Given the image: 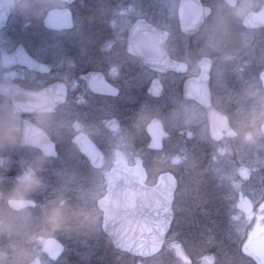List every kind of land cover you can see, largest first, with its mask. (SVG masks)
I'll return each mask as SVG.
<instances>
[{"label": "flooded vegetation", "instance_id": "obj_1", "mask_svg": "<svg viewBox=\"0 0 264 264\" xmlns=\"http://www.w3.org/2000/svg\"><path fill=\"white\" fill-rule=\"evenodd\" d=\"M181 1H178L176 17L171 20L173 27H166L144 15L131 21L128 26L124 23L117 24V17L132 13L127 0H124L123 6L120 0H30L32 7L28 10H20L16 0H0V109L12 108L18 111V122L24 128V142H18L0 152V155L10 158L9 170H0V190H10L15 183V176L36 157L45 154L38 145L44 141L38 128L43 130L56 148V155H48L47 161H54L57 166L46 162V171L42 174L47 175L54 168L56 173L52 175L62 177L58 173L62 170L66 174L65 179H61L62 183L54 180L53 187L61 188L65 193L63 198L70 204H89L97 209L95 228L83 236L103 239L106 246L101 247L98 243L96 248L85 250L94 261L90 264H122L127 261H130L129 264H243L241 255L250 257L254 264H259L245 248L252 236L264 227L248 237L251 223L245 225L243 235L237 229L212 233L209 231L210 226L206 228L208 230H204L205 226L202 227V224L220 219L230 222L235 218L234 209L229 210L234 202L235 210L244 218L252 216L259 207L264 208V192L261 194L260 190L261 186L264 190V140L259 145H246L234 134L236 129L242 136L243 129L240 125L245 118L252 112L264 109V0H235L234 4H230L228 0H200L211 11L199 29L192 32L182 29L178 15ZM163 3L164 0H156L154 8L157 16L163 10ZM146 4L152 5L151 2ZM118 7H122L123 11H118ZM252 14H259L256 22H247ZM140 19L168 32L163 48L171 58L188 65L186 72H156L145 65L143 57L129 50L130 29ZM217 26L222 27L220 33L224 49L227 52L237 51L238 64L242 69H248L244 71L245 78L253 81L252 93L250 92L253 99L245 100L243 97L248 89L242 87L240 78L229 74L226 63L230 61L223 62L221 67L216 57L210 55L202 58L209 57L212 61L209 83L212 105L227 117L226 121L219 115L210 116L205 106L195 99L183 96L184 81L187 78L198 79L201 74L189 73L190 64L196 57L195 37L201 35L200 37L205 38L203 32L208 33ZM212 55L216 56V53ZM166 74L178 77L169 104L164 106L169 110L167 112L173 113L177 102L193 105L189 111V122L186 115H180L177 111L178 124L183 127L185 120L189 125L193 156L197 159L201 156L203 165H208L212 163L211 157L216 150L220 149L222 159L231 158L236 163L240 186L244 189L250 183H255L256 186L253 195L250 192L243 193L235 201H229L228 186L219 183L215 176V170L217 173L219 170L207 167L198 169L194 166L189 172L191 184L186 185L187 190L182 194L179 192L182 185L179 175L165 171L172 172L178 182L172 225L163 247L157 253L149 256L136 255L114 246L112 237L103 229L104 212L99 208L98 201L108 193L105 174L119 161L116 160L115 152L117 149L123 150L120 138H124L125 134L134 138V146L136 145L135 151L130 154L126 151L120 159L127 160L129 165L132 164L130 160H135L137 156L143 160V155L137 150L148 149L152 137L147 128L155 118L162 124L165 135L161 148H153L151 143L150 146L156 150L163 149L164 142L170 135L163 117L153 116L144 122L145 117L138 114L147 113L149 102L158 108L161 106L159 103H165L168 87L162 76ZM89 75H93V84L109 89L110 93L89 89ZM155 79L164 85L165 91L160 97L149 93V87ZM223 79L227 82H223ZM53 84H57L55 90L61 94L66 89L65 100L52 111L50 121L41 123L33 110L36 104L21 106L20 101L26 102L24 91L36 95ZM168 95L169 92L167 98ZM112 121L117 123L116 127L111 126ZM85 140L100 154V164H94L91 156L85 152L82 144ZM106 157L108 162L105 163ZM80 160L85 161L89 167L80 168ZM162 173L154 176L145 168V174L140 180L146 185H153ZM198 177L203 183L195 189L196 185L192 181H196ZM41 189L30 194L35 202L33 213L41 207L42 200L35 193ZM79 189L85 194L80 195ZM55 199L49 198L50 201ZM242 199L249 200L252 207L250 213L238 206ZM181 200H186L183 201L186 207L183 211L178 206V201L181 204ZM180 221L193 222V225L183 226ZM5 238L10 237L0 235V240ZM48 238L59 240L57 233L47 235L46 239ZM42 251L46 257L41 256L40 259L45 258L47 264H74L63 262L64 245L57 258L50 257L43 247ZM180 251L186 258L179 255ZM80 255L83 252H79L77 260ZM33 262H37V257H34Z\"/></svg>", "mask_w": 264, "mask_h": 264}, {"label": "water", "instance_id": "obj_2", "mask_svg": "<svg viewBox=\"0 0 264 264\" xmlns=\"http://www.w3.org/2000/svg\"><path fill=\"white\" fill-rule=\"evenodd\" d=\"M234 3L235 0H231V4ZM210 11V8L203 6L200 0H182L178 11L182 29L185 32L198 30ZM258 15H250L247 22H256ZM167 37V31L140 19L130 29L128 48L143 57L145 65L156 72H186L188 65L171 58L168 51L163 48ZM201 67L202 73L198 79L187 78L184 81L183 96L186 99H195L205 106L210 116L219 115L226 121L227 117L212 105L209 85L211 59L205 57L201 62ZM94 73L100 74L99 72ZM94 73L91 74L94 75ZM93 75L88 76L89 89L100 93H110L109 89H103L104 87L101 85L93 84ZM56 88L57 84H53L37 92L36 95L24 91L26 102L21 100L20 104L21 106H30L39 103L54 111L65 100L66 92L65 89L61 94L55 90ZM164 91V85L158 79H155L149 87V93L156 97L162 96ZM116 125V122H111L112 127H116ZM147 129L152 137L151 146L156 149L161 148L165 132L160 121L156 118L153 119ZM38 131L44 137L43 143L38 144L39 147L48 155H56L54 143L43 130L38 128ZM82 144L85 152L91 156L93 163L100 164L101 156L92 144L87 140ZM144 174L145 167L140 156L136 157L134 165H129L127 160L115 163L105 174L108 194L99 199L98 205L104 211L103 229L112 237L114 246L132 254L149 256L157 253L164 245L166 234L174 217L173 202L178 182L173 173L165 172L161 174L156 184L146 185L140 180ZM238 206L246 213L252 211L248 199L240 200ZM43 249L50 257L57 258L63 250V245L55 238H48ZM245 251L253 255L259 264H264V230L251 238ZM179 255L186 258L182 251L179 252Z\"/></svg>", "mask_w": 264, "mask_h": 264}, {"label": "rangeland", "instance_id": "obj_3", "mask_svg": "<svg viewBox=\"0 0 264 264\" xmlns=\"http://www.w3.org/2000/svg\"><path fill=\"white\" fill-rule=\"evenodd\" d=\"M178 1L179 0H164V3H163L164 5L162 6L163 10L161 11L162 15L160 14L157 16L155 13V8H154L156 6V0H127V2L132 7V13L130 12L131 13L130 15L128 13H124V15H120V16L118 14L117 16H119V17H117V21H118L117 24L124 23L128 26L131 23V21H134L137 17H141L142 15H144L145 17L158 22L162 26L173 27L171 25V23H172L171 20L176 17ZM147 2H151L152 5L146 4ZM120 3L122 5L124 3V0H120ZM152 8L154 9L153 11H152ZM119 9H122L121 11H123L122 7H118V11H119ZM238 10H240V8H238ZM221 28H219L217 26V28H214L215 30L212 29V31H209L208 33L206 31H205V33L203 32V34L205 35V38L200 37L201 35H197L195 37V39H196V43H195V45H196V51H195L196 57H195L194 61L190 64L189 73H196L195 75H199L201 73L200 62L202 61V58L204 56H210L211 55L213 58L216 57L217 61L219 62L218 65H221V67L223 65V62L230 61V62L226 63V67H227V70H229V74H234L237 78H240V81L242 83L241 84L242 87L245 89H248V91H247L248 93L245 92V94H244L245 96L243 98H245V100H252L253 95L251 93H252V88H253V81L252 80L247 81V78H245V75H244V73H245L244 71H248V69L246 68L244 70L240 67V64H238L239 59H238L237 51L234 52V50H232L231 52H227L224 49V43L222 40L223 37L220 33ZM214 52L216 53V56L212 55ZM176 77L177 76L169 75V74L162 76V80L164 81V83H166V85L168 87V92L170 93V95H168V98L167 97L165 98V100H164L165 103H159L161 106H159V108H158L156 106H153V103L149 102L150 106H149L147 113L143 112V113L138 114L140 116L142 115L145 117L143 119L144 122L149 121L153 117L150 114H153L155 116L161 114V116L163 117V119L167 125V128L170 131V135L165 140V145L163 147V149H164L163 151H162V149L161 150L152 149L150 146L151 142H149V144H148V149L143 148L142 151L137 150L138 152H140L143 155L144 167L148 170V173L155 175V176H157L158 174L165 172V171L175 172V174L179 175V177L181 179L182 185L179 188V192L182 194L187 190L186 185L189 186L191 184L189 172H191L190 169H192L195 166L198 169L207 167V168H213V169L219 170L218 173H217V170H215V176H216L219 183H223L226 186H228V188H229V193H228L229 199L228 200L229 201H231V200L235 201L237 199V197L243 193H249L250 192L253 195L255 192L254 188H255L256 184L250 183L249 185H247L248 187H245V189H247V190H245L243 188V186L241 187L240 184L238 183V180H237L238 177H237V173H236L237 172L236 163H234L233 159H231V158H229V159L227 158V160L222 159L221 154H220V151H221L220 149L216 150L215 155L213 154L214 156L211 157L212 163L208 164V165H206V163H205V165H203L204 161H203L201 156H200V158L197 159L191 153L192 150H191V143H190L189 125H188V123L186 124L185 120H184L185 125H183V127L178 124L179 115L177 114V111L180 113V115L181 114L186 115V120H187V122H189V119H188L189 111L193 107V105L191 103L177 102L176 106H175V110L172 109L173 113H170V114H169V112H167L169 110H166V107H164L167 104H169L168 102L170 101L171 94L173 93V91H174L173 89L175 88L174 85L178 82V79H176ZM222 81L225 83L227 82L226 79H223ZM235 81H237L236 78H235ZM166 112H167V115H166ZM101 120L103 121V118H101ZM107 123H108V121L105 122V125H107ZM135 134L137 135L136 132H135ZM120 139L122 141L123 150L117 149V151L115 152L116 160H118V159L120 160L121 158H123L124 155L126 154V151H128V154H130L131 151L133 152L136 150V145L134 146V138H130L129 136H127L125 134V137L124 138L122 137ZM129 141H131L132 143H130ZM61 158H60V160H61ZM106 162H108L107 157L105 159V163ZM130 162H134V158L131 159ZM47 164L53 165L54 167L57 166V164L54 161L53 162L47 161ZM87 167H89L87 165V163L85 161L80 160V168L84 169ZM50 168H53V167L50 166ZM159 168H161V169H159ZM44 171H46L45 166H44L43 170L40 172V175L44 181L43 186L40 187L42 189L35 192L36 194H38L39 198L42 200V201L40 200L41 206L46 205L50 201L49 198H51V197H55V198L65 197V193L60 190L61 188L56 189L53 187V182H54V180H56L57 183H62L61 179L62 178L65 179L66 174L62 170H60L58 173L62 174L63 176L61 177L60 175H57L55 177L52 175L53 173H56V172H54L55 171L54 168L52 171L50 170L47 173V175L42 174V173H45ZM72 176H74V175L72 174ZM70 179H71V177L69 175V180ZM199 179L200 178L198 177V179L196 181H192L194 183V185H196V186H194L195 189L198 188V185L203 183V181H200ZM198 182H201V183H198ZM44 185H49V187H44ZM261 185H263V184L261 183ZM40 188H38V189H40ZM260 190H261V194H262L264 192L262 186H261ZM78 192L80 193V195L85 194V192H83L81 189H79ZM183 201H186V200H183ZM183 201L181 202V204L178 201V206H179L181 211L186 209L185 205H183ZM235 204H236V202L231 204L229 210H231V211L233 209L235 210ZM84 207H88V208L92 207L93 208L94 206L86 204ZM234 210H233V212L235 213V218L232 219L233 221L231 220L229 223H227L228 224L227 232H232V231H235L237 229V231L239 233H241V235H243L244 234L243 228L245 227V225L247 226L249 223H251V225H250L251 227L248 231V237H249V236L257 233L258 231H260L264 227V219H261V217L264 216V208L263 207H259L252 216H247L246 218L241 217V213H238L237 210H235V211ZM37 212H36V214L38 215L40 213V209H38ZM38 219H39V217L37 216V218L35 220H33L34 225L36 224V222L37 223L39 222ZM187 223H190V222L188 221ZM95 226H94V228H95ZM57 237L64 245V254L65 255L63 257V262H65V263H71V262L74 264H90V263H93L94 261L91 260L90 254L89 255L87 254L89 252L86 253L85 250L88 248H96L98 243L100 244L101 247L106 246L103 239L100 240V238L98 239L96 237L89 239L86 236H83V234H77L75 232H73V233L57 232ZM45 240H46V237H44L42 235L39 236L38 238H36V241H35V244L33 245V247H36L38 244H41L40 249H42V247L45 243ZM0 241H1L0 247L6 248L8 246L7 245L8 243L4 244V239H2ZM5 242H6V240H5ZM7 242L11 243V245L9 247H12L14 245L22 243L19 241H16L13 243V241H11V240H8ZM37 252H38V250L35 251V254H37ZM79 252H83V255L82 256L80 255L79 259L77 260V256H78ZM90 253H92V252H90ZM40 255H38V256L34 255V257H37V262L35 264H38V263L39 264H41V263L47 264L45 258H44V260L40 259V257H41ZM69 255L71 257H69ZM103 258H104V256H103ZM223 260H225V258H223ZM116 263L119 264V262H116ZM129 263H130V261L122 262V264H129ZM33 264H34V262H33Z\"/></svg>", "mask_w": 264, "mask_h": 264}, {"label": "clouds", "instance_id": "obj_4", "mask_svg": "<svg viewBox=\"0 0 264 264\" xmlns=\"http://www.w3.org/2000/svg\"><path fill=\"white\" fill-rule=\"evenodd\" d=\"M20 10L32 7L30 0H16ZM231 4V0H229ZM41 123L52 119V109L37 103L33 109ZM19 113L12 108L0 109V152L23 143L24 128L19 124ZM243 135L234 129L246 145H259L264 140V109L252 112L241 123ZM48 154H42L27 164L14 178L15 183L7 192L0 190V235L19 238L22 243L10 248L0 247V264H33V245L41 235L57 232L87 235L97 222V209L72 205L58 197L40 207L39 222L33 226L34 201L30 194L43 186L40 172L47 162ZM10 168V158L0 155V170Z\"/></svg>", "mask_w": 264, "mask_h": 264}, {"label": "trees", "instance_id": "obj_5", "mask_svg": "<svg viewBox=\"0 0 264 264\" xmlns=\"http://www.w3.org/2000/svg\"><path fill=\"white\" fill-rule=\"evenodd\" d=\"M167 93H168V91L166 92V95H165V98L167 97ZM149 115V114H148ZM150 115H152V116H155V115H153V114H150ZM156 116H161V115H156ZM164 145H165V142H164ZM164 149H162V151H163ZM163 168V167H162ZM159 169H161V168H159ZM155 176V175H154ZM38 209H40V208H38ZM38 209H36V211H34V213H33V220H35L36 218H37V216L39 217V214L37 215L36 214V212H37V210ZM38 213V212H37ZM36 215V216H35ZM39 220V219H38ZM183 221V220H182ZM182 221H180L181 223H182V225L183 226H192L193 225V222H191L192 224H188V223H183ZM227 223H229V222H227L225 219H220V220H218V221H210V224H202V227H204L205 229L204 230H208V229H206V228H208V226H210V229H209V231L210 232H212V233H221V232H225L226 230H228V224ZM38 223L36 222V224L34 225V222H33V226L35 227L36 225H37ZM189 229L187 228V231H188ZM42 236H44V237H47V235H42ZM38 238V237H37ZM5 240H6V242H5ZM8 240H11V241H13V243L14 242H16V241H19V242H22L19 238H5L4 239V244L5 243H8L7 245V247L8 248H10L9 246L11 245V243H9V242H7ZM1 242V241H0ZM40 245L41 244H38L36 247H34V249H35V251L36 250H38V252H37V254L38 255H40V256H44L45 257V255L43 254V251H42V249H40L41 247H40ZM6 247V248H7ZM37 255V256H38ZM243 257V264H254V261H253V259H251L250 257H247V256H243V255H241V258Z\"/></svg>", "mask_w": 264, "mask_h": 264}, {"label": "snow or ice", "instance_id": "obj_6", "mask_svg": "<svg viewBox=\"0 0 264 264\" xmlns=\"http://www.w3.org/2000/svg\"><path fill=\"white\" fill-rule=\"evenodd\" d=\"M261 219H264V216H262Z\"/></svg>", "mask_w": 264, "mask_h": 264}]
</instances>
